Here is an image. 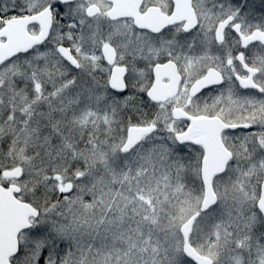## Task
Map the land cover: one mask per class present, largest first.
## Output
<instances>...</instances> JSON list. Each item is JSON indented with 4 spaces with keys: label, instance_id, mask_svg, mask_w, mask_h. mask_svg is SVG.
Listing matches in <instances>:
<instances>
[{
    "label": "snow or ice",
    "instance_id": "snow-or-ice-1",
    "mask_svg": "<svg viewBox=\"0 0 264 264\" xmlns=\"http://www.w3.org/2000/svg\"><path fill=\"white\" fill-rule=\"evenodd\" d=\"M0 264H264V0H0Z\"/></svg>",
    "mask_w": 264,
    "mask_h": 264
}]
</instances>
